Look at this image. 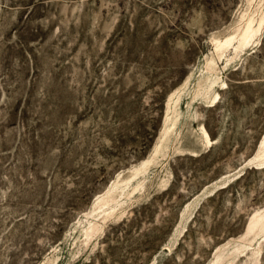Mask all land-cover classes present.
<instances>
[{"label":"rangeland","instance_id":"obj_1","mask_svg":"<svg viewBox=\"0 0 264 264\" xmlns=\"http://www.w3.org/2000/svg\"><path fill=\"white\" fill-rule=\"evenodd\" d=\"M0 264H264V0H0Z\"/></svg>","mask_w":264,"mask_h":264}]
</instances>
